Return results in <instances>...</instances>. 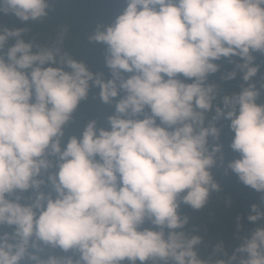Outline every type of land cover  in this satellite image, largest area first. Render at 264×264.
Here are the masks:
<instances>
[{"label": "clouds", "instance_id": "obj_1", "mask_svg": "<svg viewBox=\"0 0 264 264\" xmlns=\"http://www.w3.org/2000/svg\"><path fill=\"white\" fill-rule=\"evenodd\" d=\"M48 10L49 0H0V13L22 21L40 20ZM24 31H0V227L13 229L0 233V264L25 257L35 264H210L196 251L201 236L176 231L189 222L178 209L184 203L199 210L219 190L210 169L222 146L210 149L209 137L219 140L221 120L230 121V147L240 154L228 168L264 192V104L257 103L260 88L248 83L259 70L252 53H264V0H127L112 25L98 24L89 36L107 45L106 82L59 46L25 42ZM11 37L16 42L5 49ZM232 56L243 60L236 69L245 83L208 119L219 89L207 78L219 70L214 61ZM90 82L105 104L121 90L126 95L107 118L110 130L92 120L62 147ZM45 173L55 198L40 191ZM29 189L35 196L21 203ZM251 210L249 221L264 219L258 205ZM146 220L159 230H140ZM41 245L79 259H42ZM215 251L227 258L214 264H264V227L243 236L231 256L223 242Z\"/></svg>", "mask_w": 264, "mask_h": 264}, {"label": "trees", "instance_id": "obj_2", "mask_svg": "<svg viewBox=\"0 0 264 264\" xmlns=\"http://www.w3.org/2000/svg\"><path fill=\"white\" fill-rule=\"evenodd\" d=\"M126 6L127 0H49L48 15L37 21H22L12 13H0V31L4 28L24 29L22 38L25 42L33 41L36 45L48 47L59 46L63 52L68 53L77 61L83 62L94 75H101V78L106 82L112 78L111 69L107 67L105 59L108 55L107 45L91 43L89 36L98 24L112 25ZM15 42V37L9 38L5 49L14 45ZM252 55L255 57L253 64L258 65L259 70L248 83H255L260 88L261 94L257 103L264 104V88H261V85H264V53L254 52ZM214 63L219 65V70L214 74H209L206 82L216 84L219 95L213 102V112L207 114L208 119L214 114L215 106L221 103L224 95L238 94L241 91V85L245 83L242 80L243 73L236 69V64L243 63L239 56L222 57ZM233 70L237 71L234 79H222ZM121 74L124 78H128L134 73L122 72ZM165 78L167 79V77ZM178 78L185 83L193 82L192 79L185 78L182 74ZM99 94L100 88L90 82L87 98L79 103L73 114V120L65 126L66 134L62 147L66 144L68 136H79L84 126L92 120L96 121L98 128L103 127L105 130H110L107 118L115 115L116 103L126 93L123 90L119 91L118 96L108 104L102 102ZM145 113L150 114V109L146 107ZM136 118L143 119L144 114L142 113ZM157 123H160L159 118H157ZM229 125L230 121L228 120L218 121L216 126L220 129L219 140L209 137L210 149L215 144L222 146L221 151L216 153L215 165L210 169L214 181L219 185V190L211 191L208 203L199 210L184 203H181L178 209L181 217L187 216L189 222L183 229L176 231H184L190 236H201L202 243L197 246L196 251L200 259L209 261L210 264H214L218 259L227 258L223 253L215 251L218 243L223 242L224 251L228 256H231L233 251L242 244L243 236L250 235L258 227H264V219L256 222L248 220L249 215L255 214L251 210L252 205H258L264 211V192H258L243 184L238 176L228 168L231 161L240 158V154L230 147L234 133ZM205 126H207V120ZM51 159L54 161V166L49 170V173H55L58 168L55 166V158ZM42 178L46 183L41 186L40 191L46 195L50 193L55 198L56 193L48 181V174H43ZM35 194L32 189L20 193L23 197L20 202L30 203L28 198L34 197ZM9 198L14 199V197ZM145 228L159 230L148 220L140 226V230ZM12 231L13 229L10 227H0V233ZM41 247L43 250L36 254L42 259H47L50 255L71 256L73 260L79 259V253L74 251L65 253L61 249L51 246L41 245ZM35 251L31 247L29 248V252ZM20 264H35V262L25 257ZM120 264H131V262L125 259ZM135 264H142V262L137 260ZM143 264H154V262L149 260ZM155 264H164V262L158 261Z\"/></svg>", "mask_w": 264, "mask_h": 264}]
</instances>
